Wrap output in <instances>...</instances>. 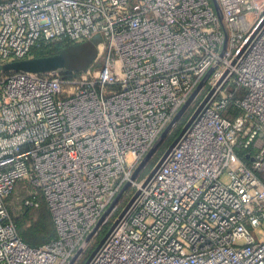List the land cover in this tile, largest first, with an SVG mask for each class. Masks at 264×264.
<instances>
[{
	"label": "built area",
	"instance_id": "obj_1",
	"mask_svg": "<svg viewBox=\"0 0 264 264\" xmlns=\"http://www.w3.org/2000/svg\"><path fill=\"white\" fill-rule=\"evenodd\" d=\"M216 1L0 0V63L98 48L80 72H0V264H68L109 220L87 264L113 242L129 264H264V0ZM37 191L58 237L32 246L10 202Z\"/></svg>",
	"mask_w": 264,
	"mask_h": 264
},
{
	"label": "water",
	"instance_id": "obj_2",
	"mask_svg": "<svg viewBox=\"0 0 264 264\" xmlns=\"http://www.w3.org/2000/svg\"><path fill=\"white\" fill-rule=\"evenodd\" d=\"M215 6L217 9H219L218 3L216 0H214ZM98 55V48L97 45L91 41L86 40L82 42L72 43L69 44L62 49H60L56 53L47 54V55H34L30 57L25 58H17L5 62L0 63V72H44V71H50V70H56V69H65L68 71H84L87 68L91 66V64L95 61ZM210 72L206 75L205 79L209 76ZM185 107L181 109V111L178 113V115L175 117L174 121L165 129V131L162 133L160 140L164 138V136L168 133L169 129L172 127L174 122L179 118L181 113L183 112ZM199 110L195 112V114L191 117L189 122L185 125L182 132L186 130V128L189 126V124L192 122L196 114ZM180 136H178L168 147L166 152L164 153L163 157L172 149V147L177 143ZM160 140L155 144V146L147 153L141 164L138 166L135 175L145 166L147 161L150 159L152 154L155 152L158 143ZM162 161V160H161ZM160 161V162H161ZM160 164V163H159ZM158 167V166H157ZM156 167V168H157ZM154 169V171L156 170ZM129 184H127L125 188H127ZM123 189V190H124ZM123 190L117 195V197L114 200V203L118 201L120 198ZM102 220V219H101ZM114 226V225H113ZM112 226V227H113ZM111 227V228H112ZM97 228V227H96ZM96 229H94L86 238L83 246L86 244V242L92 237L93 233ZM109 233V232H108ZM108 233L103 237V239L100 241L98 246L94 249L92 254L90 255L88 261L97 253L103 242L105 241L106 237L108 236ZM83 246L81 248H83ZM81 248L77 251L76 255L71 259V261L68 264H72L75 259L77 258ZM88 261L85 263L87 264Z\"/></svg>",
	"mask_w": 264,
	"mask_h": 264
},
{
	"label": "rangeland",
	"instance_id": "obj_3",
	"mask_svg": "<svg viewBox=\"0 0 264 264\" xmlns=\"http://www.w3.org/2000/svg\"><path fill=\"white\" fill-rule=\"evenodd\" d=\"M95 40L97 42L101 41L102 40V36L101 35L96 36ZM101 63H102V58H100L98 61H96L97 65H100ZM184 125H185V121L184 120H181V122H178L177 126H176V130H175L176 133L179 131V129H182L184 127ZM176 133H173L167 139L166 138L162 139V140L158 139V141L160 140V142L157 145V148H156V150H155V152L153 154V157H151L149 159V161H148L149 163L145 167H143V169L140 171V176L141 177H144V176L148 175L151 172L153 164L158 160V158L163 154V152L166 151V149L169 147V145L171 144V142H169V140L173 139V137H174V135H176ZM17 192L19 193V196L22 197V195L31 194L32 189H31V187H30V189L29 188H23L21 183H20V185H18V187H17ZM37 194H38V197H39V201L42 202V204L37 209L31 210V213H30L29 217H27V219H25L24 227H28L33 221H35L38 218L42 207H45L47 210L49 209L48 205H47V201H46L44 195L42 194V192L37 191ZM122 198H123V196H122ZM14 201H15L14 204H12L10 202V204H11L10 205L11 216L14 219V221H15V218L18 219V217L23 219L24 216H25L24 208L23 209L17 208L18 207V204H16L17 200H14ZM112 223H113V221L109 220L108 223L106 224V226H104L103 230L97 236L94 235L92 237V239L90 240V244H88L85 247V249L81 251V254L77 258V260L74 262V264H85L88 261L90 255L92 254L94 249L98 246L100 241L107 234V232L110 229Z\"/></svg>",
	"mask_w": 264,
	"mask_h": 264
},
{
	"label": "trees",
	"instance_id": "obj_4",
	"mask_svg": "<svg viewBox=\"0 0 264 264\" xmlns=\"http://www.w3.org/2000/svg\"><path fill=\"white\" fill-rule=\"evenodd\" d=\"M69 44L66 43H50L42 47H38L33 51L34 55H47L58 52L63 47ZM181 129L174 135L173 139H170L169 142H173L175 138L180 133ZM20 185V183L18 184ZM17 185V187H18ZM16 187V192H17ZM42 202H40L41 206ZM38 206V207H39ZM38 207H24L25 216L23 219L15 218V223L17 225L18 231L22 238L32 246H40L45 243L50 242L51 240L58 237V233L55 227L53 216L51 211L47 210L45 207H42L38 218L33 221L28 227H24L25 219L29 217L31 210H35Z\"/></svg>",
	"mask_w": 264,
	"mask_h": 264
},
{
	"label": "bare ground",
	"instance_id": "obj_5",
	"mask_svg": "<svg viewBox=\"0 0 264 264\" xmlns=\"http://www.w3.org/2000/svg\"><path fill=\"white\" fill-rule=\"evenodd\" d=\"M111 243L103 253H100L95 264H129L128 260L116 254V246Z\"/></svg>",
	"mask_w": 264,
	"mask_h": 264
}]
</instances>
